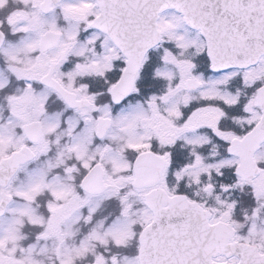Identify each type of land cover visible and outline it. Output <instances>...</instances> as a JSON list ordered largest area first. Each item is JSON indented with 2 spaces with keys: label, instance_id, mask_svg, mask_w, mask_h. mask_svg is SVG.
Here are the masks:
<instances>
[{
  "label": "snow or ice",
  "instance_id": "snow-or-ice-1",
  "mask_svg": "<svg viewBox=\"0 0 264 264\" xmlns=\"http://www.w3.org/2000/svg\"><path fill=\"white\" fill-rule=\"evenodd\" d=\"M0 264H264V0H0Z\"/></svg>",
  "mask_w": 264,
  "mask_h": 264
}]
</instances>
